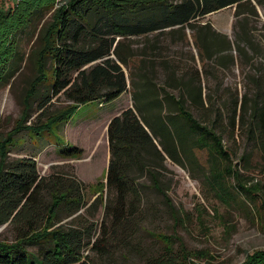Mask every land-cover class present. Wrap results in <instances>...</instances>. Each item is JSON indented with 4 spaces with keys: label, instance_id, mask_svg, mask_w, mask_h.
Masks as SVG:
<instances>
[{
    "label": "trees",
    "instance_id": "trees-1",
    "mask_svg": "<svg viewBox=\"0 0 264 264\" xmlns=\"http://www.w3.org/2000/svg\"><path fill=\"white\" fill-rule=\"evenodd\" d=\"M242 1L68 0L60 6L53 39H47L45 46L53 58L52 73L47 78L40 71L32 90L37 95L42 84L48 88L39 104L42 112L49 111L57 95H63L72 104L46 115V122L31 125V129L48 130L72 117L80 105L93 100L111 102L126 91H130L133 100V107L112 118L108 127L111 156L103 190L95 193L98 194L95 200L100 199L103 204L104 236L94 240L98 221H89L81 215L95 205V200L89 203L86 192L91 185L78 177L75 168L43 177L33 157L8 160L5 144L0 152V225H12L16 238L0 242V264H87L85 250H97L108 233L115 239L117 232L127 228L121 219L123 210L131 213V208L136 207L134 201L127 203L128 195L140 200L141 188L148 187L140 186L144 175L150 174L151 185L166 195L154 176L158 173L154 167L166 158L181 165L186 136L189 150L194 147L207 151L213 159L210 172L214 178L224 181L233 177L239 191L252 202L257 200L261 187H249L242 180L233 164L232 148L225 145L224 137L240 136L248 147L260 151L264 160V66L257 67L250 76L251 86L235 96L229 91L223 94L220 86L215 90L208 86L205 91L198 78L196 84L179 83L172 70L166 71L164 84H158L152 71L154 61L137 59L122 49V39L129 36L191 26L225 7L236 6L237 10ZM17 3L14 1L0 14L14 21L15 9H11ZM46 5L28 4L20 26H26L33 13L43 11ZM208 23L204 24L206 33ZM198 34L196 44L208 51L207 34L205 31ZM2 45L0 42L1 80L12 60L6 58L7 51L12 56V48L7 46L6 51ZM200 55L204 57L203 53ZM161 63L167 65L166 61ZM226 97L229 99L225 100ZM82 153L83 149L77 145L59 149V154L67 158ZM100 184L99 181L96 185ZM113 200L119 206L113 207ZM171 243L165 244V253L173 251ZM147 264L171 263L163 255L151 258ZM242 264H264V249L248 254Z\"/></svg>",
    "mask_w": 264,
    "mask_h": 264
},
{
    "label": "rangeland",
    "instance_id": "rangeland-1",
    "mask_svg": "<svg viewBox=\"0 0 264 264\" xmlns=\"http://www.w3.org/2000/svg\"><path fill=\"white\" fill-rule=\"evenodd\" d=\"M14 1L18 2L11 9H15L14 21L0 14V36L5 35L0 42L6 51L7 46L12 48V56L8 51L6 55L8 60L12 59L8 72L4 79H0V152L6 144L5 157L10 161L24 156L35 158L43 177L72 168L78 174L79 169L83 178L91 180L85 181L91 185L86 192L91 203L98 195L95 193L103 190L106 177L105 146L101 141L105 135V120L100 116L109 108L131 103V93L126 91L121 100L114 103L93 100L83 104L73 116L89 120H83L74 129H71L74 122H70L72 117H69L48 130L33 131L31 125L46 122V115L72 104L63 95H57L52 99L49 111L42 112L39 104L48 88L42 84L37 95L32 90L40 71H44L47 78L52 73L53 58L48 50L45 51V46L47 39H53L57 11L68 0H31L26 3L0 0V12L7 10ZM44 2L48 4L46 9L33 13L28 24L21 27L28 4ZM207 22L206 33L204 24ZM4 28L7 31H3ZM201 31L207 34L208 51L196 44L195 37ZM122 41L126 54L154 61L152 71L158 84H164L166 71L172 70L179 83H202L205 91L208 86L213 90L220 86L223 94L229 91L235 96L242 95L251 86L249 78L256 68L264 66V0H244L237 10L236 6L225 7L200 18L191 26L157 30L139 37L129 36ZM162 61L167 65H162ZM168 66L170 69L166 68ZM226 87L229 90L224 89ZM173 92L178 94L177 90ZM98 138L101 143L94 149V140ZM75 141L84 147L81 155L67 158L59 154L60 148L73 146ZM224 143L232 148L233 164L246 185L261 187L255 202L237 189L233 177L224 181L214 178L210 172L213 159L207 151L194 147L189 150L186 136L183 144L186 155L181 156V165L166 158L154 167L158 171L154 176L166 195L151 185L153 177L150 174L144 175L140 186L148 187L141 188L140 200L131 195L127 199L129 204L134 201L137 209L131 208V213L123 210L121 219L127 228L117 232L115 239L108 233L107 238L103 237L99 242L97 250H85L87 264H147L151 258L163 255L171 264H242L248 254L264 249L263 156L257 149L248 147L240 136L235 139L225 136ZM99 181L101 184L96 185ZM94 204L81 215L89 221H98L93 239L100 240L104 236L101 227L103 204L100 199ZM112 204L113 207L119 206L114 200ZM110 223L108 217V228ZM15 238L16 230L12 225H0V242H12ZM168 242H172L171 253H165Z\"/></svg>",
    "mask_w": 264,
    "mask_h": 264
},
{
    "label": "crops",
    "instance_id": "crops-1",
    "mask_svg": "<svg viewBox=\"0 0 264 264\" xmlns=\"http://www.w3.org/2000/svg\"><path fill=\"white\" fill-rule=\"evenodd\" d=\"M244 1V0H243ZM242 1V2H243ZM241 2V3H242ZM240 3V4H241ZM125 93L126 92H124V93H122L118 98H116L115 100H113V101H111L110 103H114V102H116L117 100H121V98L125 95ZM131 95V94H130ZM83 105V104H82ZM82 105H80V107H78V109L76 110V112L75 113H77L78 111H80V109L82 108ZM129 107H133V100H132V97H131V103H128V102H126V103H122V105L121 106H116V107H114V108H109L108 110H106L100 117L101 118H104V120H105V123H104V129H105V135L103 136L104 137V139H102L101 141L103 142V146H105V148H104V164H105V167H104V170H105V176H106V173H107V168H108V165H109V161H110V156H111V154H110V147H109V140H108V127H109V123H110V121L112 120V118H114L115 116H117V115H120L121 113H122V111L124 110V109H126V108H129ZM74 113V114H75ZM77 116H72V120L70 121V122H74L73 124H71L70 122V124H71V129H74V128H76V126H79L80 124H81V122L84 120V121H87V120H89L88 118L87 119H81V118H76ZM91 120H95V119H91ZM101 137V135L99 136V138ZM98 138V139H99ZM98 139H95L94 140V144H93V148L94 149H96L95 147H97L98 145H100V139L98 140ZM74 144L75 145H77V146H79V147H81V148H84L81 144H79L78 142H74ZM95 146V147H94ZM76 171V170H75ZM76 174H77V172H76ZM77 175H79L83 180H84V182L85 181H91V180H89V178H83L82 176H81V174H80V172H79V169H78V174ZM78 176V177H79ZM79 177V178H80ZM80 178V179H81ZM81 179V180H82ZM82 180V181H83ZM105 180H106V178H105ZM85 183H90V182H85Z\"/></svg>",
    "mask_w": 264,
    "mask_h": 264
}]
</instances>
